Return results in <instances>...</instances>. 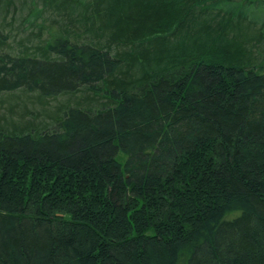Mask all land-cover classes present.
Returning <instances> with one entry per match:
<instances>
[{"label": "trees", "instance_id": "obj_1", "mask_svg": "<svg viewBox=\"0 0 264 264\" xmlns=\"http://www.w3.org/2000/svg\"><path fill=\"white\" fill-rule=\"evenodd\" d=\"M0 264H264V0H0Z\"/></svg>", "mask_w": 264, "mask_h": 264}, {"label": "rangeland", "instance_id": "obj_2", "mask_svg": "<svg viewBox=\"0 0 264 264\" xmlns=\"http://www.w3.org/2000/svg\"><path fill=\"white\" fill-rule=\"evenodd\" d=\"M33 18H34V17H33ZM37 20H39V19H37ZM32 21H36V20L33 19ZM27 22H28V21H25V22H23V23L26 24ZM34 25H36V24H34ZM34 27H35V26H29V27L26 26V27L22 28L21 30H17V31L15 30V31H14V34H16L17 36L19 35V37H20V36L23 35V33H25V32H29V31H31L32 29H34ZM25 28H26V31H25ZM17 36H16V37H17ZM43 37H44V34H43Z\"/></svg>", "mask_w": 264, "mask_h": 264}]
</instances>
